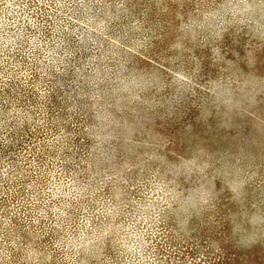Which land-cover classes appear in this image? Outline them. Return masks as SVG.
Instances as JSON below:
<instances>
[{"label": "rangeland", "instance_id": "1", "mask_svg": "<svg viewBox=\"0 0 264 264\" xmlns=\"http://www.w3.org/2000/svg\"><path fill=\"white\" fill-rule=\"evenodd\" d=\"M0 264H264V0H0Z\"/></svg>", "mask_w": 264, "mask_h": 264}]
</instances>
